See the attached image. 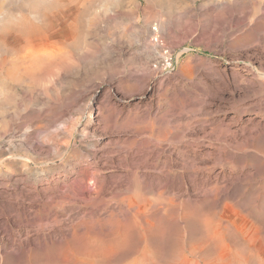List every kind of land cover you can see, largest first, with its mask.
<instances>
[{"label":"rangeland","instance_id":"rangeland-1","mask_svg":"<svg viewBox=\"0 0 264 264\" xmlns=\"http://www.w3.org/2000/svg\"><path fill=\"white\" fill-rule=\"evenodd\" d=\"M139 2L130 27L118 19L101 24L87 33L90 42L80 41L86 52L77 42L51 63L57 65L37 61L28 74L18 69L24 53L13 39L17 25H0L5 264H56L55 248L99 246L108 233L115 256L95 264H176L184 256L202 262L209 227L222 231L237 261L264 264V35L209 34L207 15L219 0ZM120 33L130 41L122 51ZM35 44L33 54H42L45 44ZM107 46L114 49L104 52ZM243 52L251 69L241 64ZM142 74L143 89L135 77ZM139 231L147 233L140 238ZM78 256L64 264H89Z\"/></svg>","mask_w":264,"mask_h":264},{"label":"bare ground","instance_id":"bare-ground-1","mask_svg":"<svg viewBox=\"0 0 264 264\" xmlns=\"http://www.w3.org/2000/svg\"><path fill=\"white\" fill-rule=\"evenodd\" d=\"M109 0L102 1V0H0V25L4 23H8V25L12 22L16 24V31L14 34L13 39L19 44L18 45V51L19 53H24V56L22 57V60L18 62L20 66H18V69L20 68L22 72L31 70V73L35 72L37 69L36 64L37 61L41 60H47L48 63H53V60H56L58 57L60 58V55L63 53H66L65 50L75 43H80L82 41L83 43L85 42H90L87 41V33H91L90 30H92V33L94 31V28L100 26L103 24V27L108 25L111 22H114L115 20L119 21L122 20L124 22H130L132 21L135 16H137L139 11L141 10V2L139 0H111V2H108ZM113 1V2H112ZM221 0H219L220 2ZM145 2V1H144ZM210 2V1H209ZM245 2V1H244ZM264 2H258V3H249L244 4L243 2L239 0H223L219 4L216 5V7L207 15L209 16V20L207 24V32L212 35H216L218 38H224L227 36H232V38H241V37H258L260 38L261 35H264ZM171 5V4H170ZM152 7V5H151ZM212 9V8H211ZM249 9V10H248ZM255 10L257 14H260L259 17L256 19H253L251 17V11L252 14H255ZM207 11V10H206ZM144 12V10H143ZM145 13V12H144ZM188 13V12H187ZM205 13V12H204ZM216 14L218 15L219 20H214V16L212 18V15ZM254 15L255 17L258 15ZM143 14L142 20H144L143 23H145ZM190 15V14H189ZM206 14H204L205 16ZM222 15V18L220 16ZM148 16V15H147ZM178 16V15H177ZM253 16V15H252ZM186 17V16H185ZM216 17V16H215ZM217 18V17H216ZM189 19V18H188ZM260 19V20H258ZM135 20V19H134ZM180 20V19H179ZM178 20V21H179ZM183 20V19H182ZM207 20V19H206ZM205 20V21H206ZM147 22V21H146ZM187 22V21H186ZM124 23V26L125 24ZM132 23V22H131ZM138 23V22H137ZM150 23V22H149ZM148 23V24H149ZM105 24V26H104ZM159 24V23H158ZM162 24V23H161ZM202 24V23H201ZM11 25V24H10ZM9 25V26H10ZM131 24H127L129 26ZM145 25V24H144ZM151 25V24H150ZM157 25V24H156ZM160 25V24H159ZM163 25V24H162ZM160 25V26H162ZM192 25V24H191ZM203 25V24H202ZM206 25V23H205ZM2 26V25H1ZM112 26V25H111ZM114 26V25H113ZM112 26V27H113ZM116 26V25H115ZM118 26V25H117ZM116 26V28H117ZM120 26V25H119ZM137 26V25H136ZM149 26V25H148ZM169 26V25H168ZM200 26V25H199ZM7 27V26H6ZM101 27V26H100ZM108 27V26H107ZM121 27V26H120ZM130 27V26H129ZM142 27V26H140ZM156 27V26H155ZM189 27V26H188ZM191 27V26H190ZM2 28V27H1ZM110 28V27H108ZM139 28V27H138ZM146 28V26H145ZM149 28V27H148ZM167 28V27H165ZM12 29V27H11ZM98 29V28H97ZM103 30V28H101ZM114 28L111 30L113 31ZM119 29V28H118ZM127 29V28H125ZM122 30L121 28L119 29L122 30L123 32L125 31ZM141 29V28H140ZM180 29V27H179ZM110 30V29H109ZM116 30V29H114ZM143 30V29H142ZM141 30V31H142ZM149 30V29H145ZM157 30V29H156ZM165 30V29H164ZM168 30V29H167ZM5 31V30H4ZM3 31V33H4ZM13 31V32H14ZM95 31H97L95 29ZM98 31H100L98 29ZM104 31V30H103ZM107 31V30H106ZM104 31L103 33H106ZM129 31V30H128ZM138 31V30H137ZM163 31V30H162ZM193 31V29H192ZM195 31V30H194ZM6 32V31H5ZM8 32V29H7ZM114 32V31H113ZM116 32V31H115ZM146 31H144L145 33ZM158 32V31H157ZM166 32V31H165ZM9 33V32H8ZM88 35H92V34ZM101 33V32H99ZM108 33V32H107ZM128 33V32H126ZM143 33V34H144ZM147 33V32H146ZM192 33V32H191ZM2 34V33H1ZM10 34V33H9ZM94 34V33H93ZM119 34V33H117ZM117 34H115L117 36ZM142 34V33H141ZM156 34V33H155ZM6 35V34H5ZM10 35H13L10 34ZM99 35V34H98ZM107 35V34H106ZM109 35V34H108ZM107 35V37H108ZM114 35V34H113ZM158 35V33H157ZM162 35V34H161ZM160 35V36H161ZM207 35V34H206ZM87 36V37H86ZM93 36V35H92ZM96 36V35H95ZM101 36V35H99ZM99 36H97L99 38ZM104 36V35H103ZM119 36V35H118ZM130 36V35H129ZM142 36V35H141ZM159 36V35H158ZM211 36V35H210ZM215 36V37H216ZM1 37H3L1 35ZM109 37H112L109 36ZM128 37V35H127ZM162 37V36H161ZM10 38V37H9ZM97 38V39H98ZM101 38V37H100ZM129 38V37H128ZM137 38V37H136ZM154 38V37H153ZM217 38V39H218ZM239 38V39H240ZM248 38V39H249ZM1 39V38H0ZM4 39V38H2ZM92 39V37H91ZM90 39V40H91ZM104 39V38H102ZM113 39H115L113 37ZM156 39V38H155ZM154 39V40H155ZM160 39V37H159ZM231 39V37L229 38ZM105 40V39H104ZM116 40V39H115ZM114 40V42H116ZM157 40V39H156ZM166 40V39H165ZM219 40V39H218ZM242 40V39H241ZM1 41V40H0ZM8 41V40H7ZM92 41V40H91ZM99 42V40H97ZM117 41L119 42V48L118 50L122 51L124 46L128 47V41L126 38V35L123 33H120L119 40L117 38ZM146 41V40H145ZM144 41V42H145ZM35 42H42L45 44V47L42 50V54L40 52V55H37L38 53H35L37 56H35L33 53V48L36 49V45L34 47ZM102 44L107 42L100 41ZM112 42V40H111ZM109 42V43H111ZM113 42V44H115ZM117 42V44H118ZM130 42V41H129ZM137 42V40H136ZM150 42V40H149ZM156 42V41H154ZM184 42V41H183ZM218 42V41H217ZM220 42V41H219ZM77 43V44H78ZM94 43V42H93ZM152 43V42H151ZM150 43V44H151ZM175 43V42H174ZM40 43H38L39 45ZM87 44V43H86ZM97 44V43H96ZM101 44V46H103ZM106 44V43H105ZM146 44V43H145ZM153 44V43H152ZM158 44V43H157ZM156 46L158 47L159 45ZM160 44V42H159ZM172 44V43H171ZM99 45V43H98ZM97 45V46H98ZM107 45V44H106ZM141 45V43H140ZM144 45V44H143ZM148 45V43H147ZM44 46V45H43ZM77 48L79 49L82 45L80 43V47ZM85 46V45H84ZM93 46V45H90ZM89 46V47H90ZM95 46L94 48L98 50ZM100 46V47H101ZM118 46V45H117ZM133 46V45H131ZM139 46V45H138ZM163 46V45H162ZM38 47V46H37ZM75 47V46H74ZM86 47V46H85ZM84 47V48H85ZM88 47V45H87ZM87 47L85 49V52L87 50ZM99 47V48H100ZM116 47V45H115ZM137 47V46H136ZM155 47V46H152ZM155 47V48H157ZM42 48V47H41ZM82 48V47H81ZM80 48V49H81ZM84 48H82L84 50ZM92 49V47H90ZM89 48V49H90ZM94 48L92 49L94 51ZM104 48V47H103ZM108 49H114V47H105L104 52ZM149 48V46H148ZM153 48V49H155ZM13 49V48H12ZM34 49V50H35ZM79 49V50H80ZM117 49V48H116ZM144 49V47H143ZM39 50H41L39 48ZM69 50V49H67ZM66 50V51H67ZM73 50V49H72ZM71 50V52H72ZM80 50V51H83ZM92 50H90L92 52ZM103 50V49H100ZM108 50V52L110 51ZM126 50H128L126 48ZM14 51V50H13ZM36 51H38L36 49ZM89 51V50H88ZM87 51V52H88ZM89 51V52H90ZM113 51V50H112ZM116 51V50H115ZM125 51V50H124ZM123 51V52H124ZM12 52V51H11ZM75 52V50H74ZM77 52V51H76ZM101 52V51H100ZM126 52V51H125ZM73 53V52H72ZM79 53V52H78ZM77 53V54H78ZM82 53V52H81ZM97 53V52H96ZM116 53V52H112ZM120 53V52H119ZM122 53V52H121ZM159 53V51H158ZM16 54V52L14 53ZM76 54V53H74ZM84 54V51H83ZM82 54V55H83ZM89 54V53H88ZM93 54V53H92ZM5 55V54H4ZM17 55V54H16ZM15 55V56H16ZM22 55V54H21ZM82 55H80L82 57ZM120 55V54H119ZM254 56L253 54H251ZM10 56V55H9ZM14 56V55H13ZM14 56V57H15ZM79 56V55H78ZM86 56V53L84 54ZM83 56V57H84ZM129 57V56H128ZM241 57L243 58V61L241 62L242 66H245L249 69L252 68V61H251V56L249 54H244L241 53ZM10 58V57H9ZM64 59V57L61 56L60 59ZM3 58H0V60ZM241 59V58H240ZM8 60V59H7ZM13 60V59H12ZM58 60V59H57ZM56 60V61H57ZM82 60V59H81ZM242 60V59H241ZM19 61V60H18ZM55 61V62H56ZM106 61V60H105ZM2 62V61H1ZM17 63L16 61H14ZM46 62V61H45ZM58 62V61H57ZM56 62V63H57ZM66 62V61H65ZM96 62V61H95ZM4 63V61H3ZM10 63V62H9ZM13 63V65L15 64ZM44 63V62H42ZM50 66V64H48ZM54 63V64H56ZM12 64V62H11ZM51 64V65H54ZM59 64V63H58ZM64 65V63H62ZM4 65V64H3ZM44 65V64H43ZM42 65V66H43ZM46 65V66H47ZM57 65V64H56ZM60 65V64H59ZM16 66V65H15ZM45 66V67H46ZM17 67V66H16ZM36 67V69L32 72V69ZM40 67V66H39ZM55 67V66H54ZM62 67V66H61ZM112 67V66H111ZM42 68V67H41ZM44 68V66H43ZM66 68V67H65ZM12 69V68H11ZM17 69V71H18ZM50 69V68H49ZM15 70V69H13ZM123 70V69H122ZM138 70V69H137ZM141 70V69H140ZM234 70V69H233ZM11 71V70H10ZM16 71V72H17ZM38 71V70H37ZM41 71V69H40ZM19 72V71H18ZM25 72V73H26ZM43 72V71H42ZM124 72V71H123ZM135 72V71H134ZM143 72V70H142ZM29 72H27L28 74ZM145 73V72H144ZM23 74V73H22ZM21 75V74H20ZM32 75V74H31ZM29 74V76H31ZM48 75V74H47ZM50 75V74H49ZM129 76V75H128ZM27 77V76H26ZM41 77V76H40ZM119 77V76H118ZM131 77V76H130ZM137 81L136 83L143 89L145 87V84L147 82L148 77L145 76L144 74L135 76ZM35 78V77H34ZM38 78V77H36ZM26 79V78H25ZM119 79V78H118ZM128 79V77H127ZM116 80V79H115ZM14 81V80H12ZM18 81V80H17ZM16 81V83H17ZM120 81V80H118ZM8 82V81H7ZM11 82V81H9ZM15 82V81H14ZM136 88V87H135ZM258 129V128H257ZM256 150V149H255ZM264 163V162H263ZM149 206V205H148ZM250 206V205H249ZM137 205H135V208ZM138 208V207H137ZM215 209V208H214ZM255 209V208H254ZM188 210V209H187ZM225 210V209H224ZM138 211V210H137ZM202 211V210H201ZM219 211V210H218ZM184 213V212H183ZM136 214H140L138 211ZM135 216V215H134ZM172 217V216H171ZM233 217V216H232ZM175 218V216H174ZM119 219V218H118ZM133 219V218H132ZM193 222V221H191ZM149 223V222H148ZM192 224V223H191ZM72 225V224H71ZM163 225V224H162ZM172 225V224H171ZM249 225V224H248ZM167 226V225H166ZM190 226V225H189ZM172 227V226H171ZM219 227V226H218ZM164 228V227H163ZM167 228V227H165ZM213 228V227H212ZM209 227L210 234H206V236L203 239V243H208L204 244L205 248L208 246V250H202V253L205 254L203 256L202 262L196 261L194 259H191L188 256H184L181 258V260H178L176 264H242L241 263V258L239 263L238 261L234 258L236 255L234 253H231L229 245L226 244L225 239L223 238L224 234L212 229ZM113 229V228H112ZM186 229V228H185ZM253 230V229H252ZM120 232V231H119ZM140 232V238L144 236V232L147 233L146 231ZM121 233V232H120ZM154 234V233H153ZM156 234V235H155ZM154 234V239L157 237V234L159 233L155 232ZM253 234V233H252ZM114 234L108 233L106 235H103L101 244L99 246L94 245L93 243L87 244L80 243V242H75L73 244H66L65 248H55L54 250V255L56 257V264H64L66 262V259L69 256V259L72 258V256H77V255H82L81 257L85 256L86 260L89 259V264H93L95 260L96 262L99 261V259H102L103 261H110L114 256H115V247H114ZM189 235V234H188ZM197 235V234H196ZM70 236V235H69ZM120 236V235H119ZM153 236V235H152ZM160 236V235H159ZM166 236V235H165ZM248 237V236H246ZM104 238V239H103ZM190 238V237H189ZM188 239V237H187ZM263 239V238H262ZM72 240V239H71ZM75 240V239H74ZM78 240V239H77ZM73 241V240H72ZM130 241V240H129ZM184 241V240H183ZM62 244V243H61ZM63 245V246H64ZM155 247V246H154ZM54 248V246H53ZM39 249V248H38ZM46 247L42 251H45ZM202 249V248H201ZM36 250V249H35ZM169 250V249H168ZM62 252H64V255H62ZM234 252V251H233ZM253 252V251H252ZM261 252V251H260ZM124 253V252H123ZM200 253V252H199ZM250 253V252H249ZM20 254V253H19ZM25 254V253H24ZM117 254V253H116ZM234 254V255H233ZM238 254V253H237ZM42 255V254H41ZM72 255V256H71ZM123 255V254H122ZM64 256V257H63ZM71 256V257H70ZM78 256V257H79ZM238 256V255H237ZM76 257V258H78ZM118 257V255H117ZM122 257V256H121ZM206 257V258H205ZM8 258V257H7ZM75 258V257H74ZM74 258L73 261L74 262ZM80 258V257H79ZM254 258V257H253ZM6 259V258H5ZM38 258H35L34 260H28L31 262L25 261L24 263H17L13 262L11 264H42ZM175 259V258H174ZM8 260V259H7ZM15 260V259H14ZM79 260V259H78ZM83 260V259H82ZM71 261V260H70ZM69 261V262H70ZM6 262V261H5ZM50 262V261H49ZM112 262V261H110ZM246 262V261H245ZM244 262V263H245ZM4 263V257L2 255V258L0 257V264ZM9 263V262H8ZM81 263H83L81 261ZM107 263V262H106ZM152 263V262H151ZM251 263V262H250ZM5 264V263H4ZM44 264V262H43ZM47 264V263H46ZM49 264V263H48ZM74 264H80L74 263ZM95 264V263H94ZM109 264V263H108ZM150 264V263H148ZM249 264V262L247 263Z\"/></svg>","mask_w":264,"mask_h":264}]
</instances>
